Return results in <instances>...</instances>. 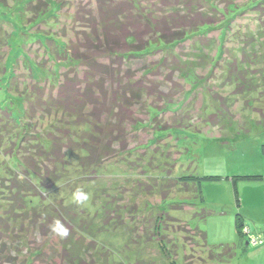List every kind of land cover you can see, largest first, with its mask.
<instances>
[{"label":"rangeland","instance_id":"374dc122","mask_svg":"<svg viewBox=\"0 0 264 264\" xmlns=\"http://www.w3.org/2000/svg\"><path fill=\"white\" fill-rule=\"evenodd\" d=\"M115 4L0 0V264H264V0ZM182 20L208 26L144 34ZM105 28L159 44L109 55Z\"/></svg>","mask_w":264,"mask_h":264},{"label":"trees","instance_id":"16d2710c","mask_svg":"<svg viewBox=\"0 0 264 264\" xmlns=\"http://www.w3.org/2000/svg\"><path fill=\"white\" fill-rule=\"evenodd\" d=\"M111 2L112 3H114V2L118 3V4L114 5L116 9H112L113 12H114L113 14H114V18H116V21H119L120 19H122V17H126V14H127L126 11H131L132 8L133 9L136 8L135 0H126L123 3L121 2V0H98L99 7H100L99 9H100V12H101V15H100V17H101L100 20L101 21H102V19H104L103 15H102V12H104V9H105V6H106L105 4H111ZM119 2H120V4H119ZM121 4L123 5V7H121ZM253 4L254 3L250 4L251 8H254L255 5H256V4H254V5ZM250 6L247 5L245 11ZM117 15H120L119 16L120 19H119V17ZM90 22H91V25L95 28V26L97 25V23L95 22V19H93V18L90 19L89 23ZM182 22L186 23L187 27H184V29L183 28L182 29L179 28V29H172V30L169 29L167 27V25H165V23L163 24V27H161L160 30L159 29H155V27L152 24L150 25L148 23L149 28H147V29H149V30H146L147 32L145 31L146 33H144V34L147 35V36H150V35L154 34V35L159 37L158 39H159V42H160L161 45L168 44L169 46H171V45H173L175 43L177 44V43L182 42L189 35L193 36L194 32L197 31L198 29H200V31H201L202 30L201 27H207L208 26V23H206L204 21H202L201 23H195V22L193 23L191 21V23H189L190 21L189 22L188 21L185 22V20H182ZM205 29H207V28H205ZM205 29H204V31H205ZM103 35H104L106 43H107V44H105V52H107L109 55H117V54H120V53H129V54H133V55L137 54V53L141 54L142 52H149L151 50H155L157 48L158 44H159V43L154 44L153 41H151L149 39V37L146 40H144L142 38L143 34H141V32L137 33V32L134 31V32L130 33L127 29H124V30H122L120 32H115V31L113 32V30L105 28V29H103ZM49 36L50 37H48L47 39H51L52 38L51 35H49ZM135 39H138L139 42L137 43ZM39 41L40 40H38L37 42H39ZM69 57H70V55H69ZM82 59H83V57H82ZM72 60L73 61H78V60H80V58L79 57L77 58V56H75ZM68 91L76 92L77 94L79 92L78 89L77 90H68ZM73 96H75V95H71V98L73 99V101L76 102V100L78 98H74ZM80 96L86 97V94H83V95H80ZM65 100H69V96L68 95H66ZM154 113H156V112L154 111ZM157 115L158 114L156 113L155 117ZM115 140H117L116 137H115ZM59 150L56 151V152H59ZM26 172L28 174L27 175L28 178L26 180L32 181V179H35L38 182H41L39 180V178H41L39 174H37L35 172H32L30 169L26 170ZM220 179H221L220 177H214V176L202 178V177H198V176H194V175H185V174H183V175L177 176L175 179H170V181L174 182V183H170L169 182V184H174L173 185L174 187H176L177 184L179 186H184L186 192H190V193L191 192H193V193L195 192L197 194V196L200 197L201 200H204L203 188H202L204 182H206V181H218ZM233 181L236 183V179H234ZM42 187H45V186H42ZM47 188H49V186ZM236 192H237V190H236ZM167 199H169V198H168V196L165 195L162 202L166 203ZM237 200H238V198H237ZM183 204L184 205H189V204H187L185 202H177V203L171 204V209L179 210L181 205H183ZM160 215H161V213H160ZM158 217H160V216H158ZM169 218H171V217H169ZM236 223H237L236 224L237 225V227H236L237 233L242 235L243 228L245 227L244 224H243V220L239 218V219H237ZM200 235H201L203 241H206L205 233H201Z\"/></svg>","mask_w":264,"mask_h":264},{"label":"clouds","instance_id":"9594fccd","mask_svg":"<svg viewBox=\"0 0 264 264\" xmlns=\"http://www.w3.org/2000/svg\"><path fill=\"white\" fill-rule=\"evenodd\" d=\"M89 200L90 193L85 192L83 189H77L72 195V202L79 206H85ZM49 229L52 233L62 238H67L70 235L69 228L59 218L53 219Z\"/></svg>","mask_w":264,"mask_h":264}]
</instances>
